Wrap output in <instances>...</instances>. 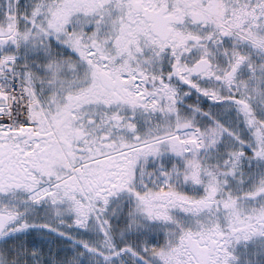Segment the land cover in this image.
<instances>
[{
	"label": "snow or ice",
	"instance_id": "6c2138e0",
	"mask_svg": "<svg viewBox=\"0 0 264 264\" xmlns=\"http://www.w3.org/2000/svg\"><path fill=\"white\" fill-rule=\"evenodd\" d=\"M0 264H264V0H0Z\"/></svg>",
	"mask_w": 264,
	"mask_h": 264
}]
</instances>
